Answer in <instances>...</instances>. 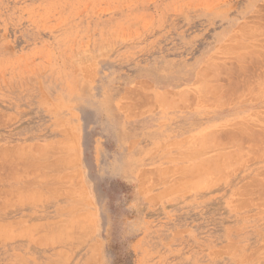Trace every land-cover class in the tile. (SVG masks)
Listing matches in <instances>:
<instances>
[{"label": "rangeland", "instance_id": "rangeland-1", "mask_svg": "<svg viewBox=\"0 0 264 264\" xmlns=\"http://www.w3.org/2000/svg\"><path fill=\"white\" fill-rule=\"evenodd\" d=\"M262 115L264 0H0V264H264Z\"/></svg>", "mask_w": 264, "mask_h": 264}, {"label": "bare ground", "instance_id": "bare-ground-1", "mask_svg": "<svg viewBox=\"0 0 264 264\" xmlns=\"http://www.w3.org/2000/svg\"><path fill=\"white\" fill-rule=\"evenodd\" d=\"M238 47H239V46H238ZM246 47H247V46H246ZM253 51H254V50H253ZM208 66H209V65H208ZM221 66H222V65H221ZM233 66H234V65H233ZM219 67H220V66H219ZM222 67H223V66H222ZM259 67H260V66H259ZM220 68H221V67H220ZM211 70H212V69H211ZM218 70H219V69H218ZM216 71H217V70H216ZM220 71H221V70H220ZM224 71H226V70H224ZM225 73H226V72H225ZM228 73H229V72H228ZM206 75H207V74H206ZM210 75H211V74H210ZM210 75H209V76H210ZM220 75H221V74H220ZM228 75H229V74H228ZM202 77H203V75H202ZM206 77H208V76H206ZM219 77H220V76H219ZM261 77H262V76H261ZM205 79H206V78H205ZM216 79H217V77H216ZM216 81H218V80H216ZM260 83H261V82H260ZM260 83H259V84H260ZM262 83H263V82H262ZM216 85H217V84H216ZM219 85H220V84H219ZM219 85H218V86H219ZM233 85H234V84H233ZM223 86H224V85H223ZM227 86H228V85H227ZM215 87H216V86H215ZM232 87H233V86H232ZM258 87H260V86H258ZM219 88H220V86H219ZM221 88H223V87H221ZM221 88H220V89H221ZM230 88H231V87H230ZM206 89H208V88H206ZM216 89H218V88H216ZM209 91H210V90H209ZM209 91H208V92H209ZM213 91H215V90H213ZM218 92H219V90H218ZM230 92H231V91H230ZM209 93H210V92H209ZM214 93H215V92H214ZM210 94H212V93H210ZM226 94H227V93H226ZM229 94H230V93H229ZM157 95H158V94H157ZM162 95H163V94H162ZM214 95H215V94H214ZM224 95H225V94H224ZM231 95H232V94H231ZM210 96H211V95H210ZM156 97L158 98V101H161V99L164 98V95L162 96L163 98H161V96H160V97H159V96H156ZM165 97H166V96H165ZM169 97H170V96H169ZM159 98H160V99H159ZM171 98H172V97H171ZM228 98H229V96H228ZM164 99L167 100V98H164ZM225 99H226V98H225ZM247 99H248V98H247ZM163 101H164V100H163ZM163 101H161V102H163ZM168 102H169V101H168ZM214 103H215V102H214ZM257 114H258V113H257ZM259 114H260V113H259ZM262 116H263V115H262ZM259 117H261V115H260ZM263 117H264V116H263ZM259 119H260V118H259ZM261 120H262V118H261ZM236 124H237V123H236ZM246 124H247V123H245V125H246ZM252 124H254V123H252ZM256 125H257V124H256ZM256 125H253V126H256ZM257 126H258V125H257ZM260 127H261V126H260ZM243 128H244V127H243ZM241 129H242V128H241ZM249 129H251V128H249ZM262 129H263V128H262ZM232 130H233V129H232ZM211 131H212V130H211ZM228 131H229V130H228ZM231 132H232V131H231ZM231 132H230V134H231ZM241 132H242V131H241ZM243 132H244V131H243ZM248 132H249V131H248ZM260 132H261V131H260ZM234 133H235V132H234ZM244 133H245V132H244ZM244 133H242V134H244ZM256 133H257V132H256ZM230 134H229V136H231ZM247 134H248V133H247ZM259 134H260V133H259ZM262 134H263V133H262ZM213 135H214V134H213ZM225 135H226V134H225ZM248 135H250V133H249ZM251 135H252V134H251ZM263 135H264V134H263ZM215 138H216V137H215ZM226 138H227V137H226ZM238 138H239V137H238ZM250 138H251V136H250ZM250 138H249V139H250ZM227 139H228V138H227ZM231 139H232V138H231ZM249 139H248V140H249ZM252 139H253V138H251L250 140L252 141ZM256 139H257V138H256ZM260 139L262 140V138H260ZM217 140H218V139H217ZM233 140H234V139H233ZM253 141H254V140H253ZM263 141H264V140H263ZM219 142H220V141H219ZM226 142H228V141H226ZM226 142H225V143H226ZM260 142H262V141H260ZM249 143H250V142H249ZM254 143H255V142H254ZM263 143H264V142H263ZM218 144H219V143H218ZM255 144H257V143H255ZM233 145H234V144H233ZM260 145H261V144H260ZM260 145H259V147H260ZM239 146H240V145H239ZM239 146H238V148H239ZM248 146H249V145H248ZM255 146H258V145H255ZM255 146H254V149H255ZM203 147H204V146H203ZM241 147H242V146H241ZM246 147H247V146H246ZM250 147H252L251 143H250ZM26 148H27V147H26ZM199 148H201V147H199ZM31 149H32V148H31ZM192 149H193V148H192ZM203 149H205V148H203ZM244 149H245V148H244ZM250 149H252V148H250ZM254 149H253V150H254ZM257 149H258V147H257ZM259 149H261V148H259ZM18 150H20V149H18ZM239 150H240V149H239ZM253 150H251V151H253ZM263 150H264V149H263ZM25 151H26V149H25ZM25 151H24V152H25ZM230 151H231V150H230ZM234 151H236V150L234 149ZM247 151H248V150H247ZM247 151H246V152H247ZM249 151H250V150H249ZM259 151H261V150H259ZM242 152H243V151H242ZM255 152H257V150H256ZM247 153H248V152H247ZM16 154H17V153H16ZM16 154L14 153V156H15ZM20 154H23V152H21ZM258 154H259V153H258ZM262 154H263V153H262ZM215 155H217V153H216ZM253 155H254V154H252V156H253ZM256 155H257V154H256ZM256 155H255V156H256ZM11 156H12V155H11ZM234 156H235V154H234ZM237 156H238V155H237ZM260 156H261V155H260ZM253 158H254V157H253ZM235 159H236V158H235ZM250 159H251V158H250ZM256 159H257V157H256ZM213 160H214V159H213ZM221 161H222V160H221ZM223 161H224V159H223ZM225 161H226V160H225ZM206 163H207V162H206ZM209 163H210V162H209ZM198 169H199V168H198ZM196 170H197V169H196ZM263 171H264V170H263ZM193 172L195 173V171H193ZM199 172H200V171H199ZM261 172H262V171H261ZM185 173H186V172H185ZM22 176H23V175H22ZM25 177H26V176H25ZM28 178H29V177H28ZM259 181H260V180H259ZM260 182H261V181H260ZM260 182H259V183H260ZM250 183H251V182H250ZM250 183H249V184H250ZM262 184H263V183H262ZM253 185H254V184H253ZM259 185H260V184H259ZM251 186H252V185H251ZM249 187H250V186H249ZM252 187H254V186H252ZM263 188H264V187H263ZM263 188H262V189H263ZM257 189H258V188H257ZM259 189H260V188H259ZM259 189H258V190H259ZM262 189H261V190H262ZM262 192H263V191H262ZM251 195H252V194H251Z\"/></svg>", "mask_w": 264, "mask_h": 264}]
</instances>
